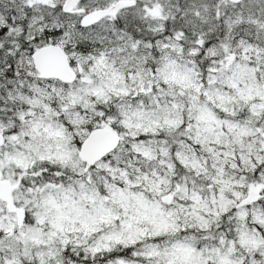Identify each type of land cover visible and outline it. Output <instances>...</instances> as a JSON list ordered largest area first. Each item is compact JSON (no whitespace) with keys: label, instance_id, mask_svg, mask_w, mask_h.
Listing matches in <instances>:
<instances>
[{"label":"snow or ice","instance_id":"obj_1","mask_svg":"<svg viewBox=\"0 0 264 264\" xmlns=\"http://www.w3.org/2000/svg\"><path fill=\"white\" fill-rule=\"evenodd\" d=\"M0 264H264V0H0Z\"/></svg>","mask_w":264,"mask_h":264}]
</instances>
